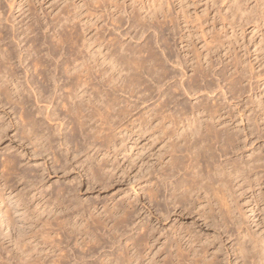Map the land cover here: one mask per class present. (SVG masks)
Returning a JSON list of instances; mask_svg holds the SVG:
<instances>
[{
	"label": "rangeland",
	"instance_id": "374dc122",
	"mask_svg": "<svg viewBox=\"0 0 264 264\" xmlns=\"http://www.w3.org/2000/svg\"><path fill=\"white\" fill-rule=\"evenodd\" d=\"M132 1L133 3L134 2L135 3L133 4ZM150 1L149 0H136V1L135 0H115V1L114 0H103V1L102 0H0V33L2 36H5V40L1 41L2 43H0V46L1 47L3 46V48L6 46L5 48L9 49V47L11 48L13 47V45H15V43L13 44V41L15 42V40L11 38L13 29H14L12 26L14 27L16 26V28H18L19 27L18 23H21L22 20H25V23L30 22L29 23L30 26H32V28L35 30L34 36H37L39 39V43H37V45H39V50L41 49L40 51L42 55L44 56L45 55L47 56V54L50 53L49 51L50 46L48 44L50 43L49 41H51L52 39V36L55 32V28H56V31H59L60 29L64 30V31L60 30L61 32L64 33V34L60 33L61 36L63 37V35H67L65 36V39H67L69 43H73L74 47L77 46L76 50L78 49L83 50L84 47L82 46H84V44H86L85 41L88 40L89 41V42L87 41L88 44L89 45L92 44L90 45V49L93 48L91 51L94 55L96 54V52L97 53L98 51L100 52V50L97 48L96 45H99V43H101L102 41H105V42L110 41L111 44L117 47L122 46L124 49L127 48L128 50L133 49L134 51V49H136V51L138 50L143 51L142 53L143 55H145L146 53H149L150 51H152L151 53L154 55L157 53L156 55L159 56L157 60L160 59L157 62V64L160 62L159 65L161 66L164 65L162 66V68L165 67L163 69L167 70L166 72L168 74V79L166 78V80L162 84L164 85L163 88L161 87V85L158 86L156 83H153L154 81H152V78H150L151 79L150 80L149 76H147L146 74H145L146 76L143 75L142 77L143 81L141 79L142 83L145 82L144 83L145 86L149 85L150 88L152 87L151 90H154L155 88V91H152V93H154L152 96L155 97V99L152 100L153 102L150 101L149 103L146 101L147 103L144 104V102L138 101L135 98L131 99L128 95H125L123 93H119V94L116 93L113 95L117 97L120 96L121 98L118 97L119 101L123 99L122 101L125 100L124 102L128 101L130 103L137 104L138 110H136V112L133 113V115L135 114L134 115L135 117L133 119H139V118L142 119L141 117L143 116L141 115H144L143 113L146 112L145 110L149 109L154 104L156 105L159 102L158 98L160 97L161 93L163 94L169 93V90L171 93V91L176 89V87L177 89H179L178 87H180L179 91L177 90V92L181 93L179 94L181 96L179 97L177 96L178 94L176 95L175 97L176 102L174 101V104H172L173 103L172 102L169 107L171 111L179 110L180 107L187 108V110L190 111L191 107L193 106L192 104L197 105L199 101L204 106L206 105L209 107L211 106L215 107L214 110H217L216 108H218L219 110L220 108L221 113L223 115L222 120L224 121V123L222 121V124H220L221 126L219 125V123H216L217 124L215 125L216 129H218L219 131H224V132L225 130L226 131L228 130L226 133L233 135V138L236 137L235 138L237 142L236 149L234 151L231 149L232 152L231 151L228 152L227 158L218 157L217 160L219 158L221 159H219V161L216 160V164L217 162L219 164H221V162L225 164L228 161H229L228 162L229 164L233 162H240L241 164L242 163L248 164L249 166L251 165L252 167L254 166L255 168H257L258 165L264 164V3H263L264 0H247V1L243 0V2H245L244 4L241 0V5H240V0L239 2H237L238 0L237 1L236 0H150ZM152 1L154 2L153 4H152ZM246 2L249 5H246L247 4ZM105 3L107 6L105 5ZM238 4L242 7H240ZM258 4L262 5L261 8H260V5ZM234 5L235 6L238 5L239 9H241L242 11H240L237 6H236L237 8H235ZM101 6L103 7L101 8ZM104 6L106 8H104ZM134 6L136 7L135 10H134L135 8ZM152 7L153 8L156 7V8L153 10ZM253 7L255 8V10H258V12L259 11L260 12L259 13L257 11L254 12ZM103 8L107 10H103ZM146 10L149 12L148 15L150 14L153 15L154 13L155 14L157 13L156 16L157 15L160 16V17L157 16V21L160 22L158 24L156 23L157 21L155 20L156 16L153 15L152 17L154 16L155 17L154 18L151 17L152 21L154 22L153 24L156 26V29L153 24L151 26L152 21H149L151 20L150 19L151 15L148 16L147 15L148 12ZM250 11L252 12L250 13ZM99 12L100 13L103 12L105 14H102V13L100 14ZM242 12H246V14ZM89 13H92V14H89ZM130 13H132V15ZM144 13H146V15ZM240 13H242V15ZM139 15H141L143 18ZM162 15H164V18L162 17ZM248 15L252 17V19L250 17H247L246 19L245 17ZM258 15L263 16V17L260 16V19L262 18L261 20H259ZM102 16H103V19L101 18ZM132 16L133 17L135 16L137 19L133 18ZM138 16L141 18H138ZM129 17L133 19L130 20L131 18ZM144 17H145L144 21L147 22L146 29L148 28L147 26L148 24H149V28L150 27L152 28L150 29L148 28L149 30L148 29L146 30V33L145 35L143 34V38H142V35L141 34L137 35L138 31L136 33V30H134L133 20L135 19V22L137 20L138 22L140 20H141L140 22H143L142 19H144ZM158 17L160 20L158 19ZM94 18L96 20H93ZM100 18L101 20H99ZM186 18H189V19L187 20ZM184 19L187 20L188 23ZM59 20L61 22H59ZM67 20L69 22H67ZM88 20L91 24L88 22ZM169 22H172V23L175 22L176 24L178 23L177 25L174 23L175 24V29H174L175 34H173L174 31L169 30L171 26L169 25ZM194 22L198 25H196ZM205 22L208 23L206 24L209 27L208 26H205L206 28L204 27ZM92 24L94 25V27L92 26ZM212 24L214 25L215 29H213L214 27ZM84 25L88 27H83ZM179 25L181 27L179 31H177L178 29L177 27ZM223 25L224 27H222ZM52 26L54 27L56 26V27L53 28ZM58 26H61V28ZM89 26L90 27L92 26L91 29H89ZM85 28H88V30L87 29L85 30ZM190 28L192 29V31ZM205 29L207 31L206 33L207 35L204 34ZM180 30H183L182 33ZM210 31L211 33H213L212 37H211V33L209 34ZM135 33H136V36H135ZM186 33H189L190 37L187 36L188 34ZM89 34H91L90 35L91 37L89 36ZM198 35L200 36V38ZM50 36H51V39H50ZM202 36H204L205 41ZM205 36H207V38ZM8 37L10 39L7 40ZM94 37H95L94 41H91L93 40ZM211 38H213L214 40ZM11 39L13 41H11ZM180 39H181L182 44L184 45L181 44ZM188 39H190L191 41ZM208 39L210 40L207 41ZM215 39L217 41H215ZM74 40L77 44L74 43ZM211 40L212 42L214 41L213 42L214 44L211 42ZM46 41L48 44L47 43L44 45L41 44V42L44 43ZM218 41L219 43L222 42L221 45L223 46H219V43L216 44V42ZM92 42H95V43H92ZM210 43H212V45ZM24 44L25 43L21 45L22 46L21 50L24 49L23 52L26 54ZM191 44H194V45H191ZM206 44L207 46H205ZM149 45L153 49L152 48L149 49L150 47ZM47 46L49 47V49H47L48 48ZM145 47H148V48L146 49ZM206 47H209V48L206 49ZM198 48L199 49L203 48L202 49L203 51L198 50ZM145 49L147 50V52L144 51ZM185 50L189 53V56H186L187 52ZM101 51H103V49ZM24 53L22 54V57L25 56ZM61 53H65V50L61 51ZM197 53L200 55L198 56ZM207 54H210L209 59L206 56ZM183 56L184 57L186 56V58L194 57L198 61L201 60V65L203 63V65L206 67V70L209 68V67L207 68L208 65L206 64H209L211 66L210 69L212 70L211 71L210 69H208L207 71V73H210L209 79L207 78L208 79L207 80V79L202 78L203 79L202 80L198 78L196 81L194 80V82H196L194 84L193 79L191 80L190 78L193 76L192 75L193 73L190 70L191 68L189 67V64L186 65V63H184L186 58H183ZM47 57L45 58L46 62L50 60V58L49 57L47 58ZM94 57L98 58V55ZM164 57H167L169 60H171V62H169V60L167 61V58H164ZM177 57H179L180 59ZM199 57L201 58L199 59ZM202 59L203 61L206 59L209 62L211 61L210 63L212 65L208 63L207 60L203 62ZM181 60H183L182 62L184 64L181 62ZM50 61H52L53 63L52 62L49 63ZM50 61L47 63H49V65L52 64L55 66L56 61L55 60H50ZM163 61L165 63L167 62L168 63L164 64ZM178 61L179 63H177ZM17 63L18 61L17 62L13 61V64L15 66L18 65ZM174 63L175 64L177 63L176 64L177 67ZM181 64L183 65L181 66ZM26 65H28L27 62H25V67ZM178 65L181 67H179ZM54 66L50 65L51 68L49 67V69L51 71L48 69V74L53 72ZM232 68L235 69L236 71L233 70ZM30 69H31V66L28 67L29 74H26L25 72L26 70H23V69L18 70V77L20 78L19 81L22 83V85L26 84V80L28 79L31 82H33V73L32 71H30ZM184 70H186V72ZM237 71L239 73L241 72V74H237L238 73ZM222 72L227 73L226 75L227 78L222 77ZM234 72H236V75L233 76V78H237L238 81L240 78V81L242 82L241 83L239 81V83H237V85H239L237 86L238 89L240 87L238 92L241 93V94L237 93L239 94V96L237 95L238 97L235 95L233 96L229 90V88H231L233 85L229 83V82L232 83V78H228V75L234 74ZM242 74H243L242 76L243 78L240 77ZM182 76H183V79H181ZM200 80L202 83L200 82ZM197 81H199V83ZM189 82L192 83V85H195L196 87L199 85L198 86L199 88L197 87L198 88L197 91H199V93L197 92V94L195 95L194 93H190V94L189 92H187L188 94L186 93L185 89H187V87L185 86L191 85ZM183 83H184V86H183ZM213 83L215 84V87ZM37 84H38V80L35 79L34 85H31L33 90H31L32 88H29L27 84L24 85V88H26L24 95L27 93L26 91H28L30 94V91L34 92L38 88L37 90L38 92L35 91L34 96L32 94L33 92L31 93L32 95L31 94L28 95V93L25 95L29 99L28 101L26 100L27 104L25 108L28 110V112H30L33 115V117H35V119L38 122L41 121L40 124L42 123L43 125V123H45L43 128L44 130L45 129L46 130L44 133L45 135L47 134L46 136L48 137L50 136L49 138L51 137L53 138V139L51 138L53 140L52 146L55 147V149L53 148V150H55L56 152L55 154H57L58 156L57 158H59V163L58 164L53 163V160L51 158L52 156L50 153L43 154L42 156L33 154L32 146L29 145V143L23 139L22 137L23 135L20 133L21 123L19 122L20 120L18 119L19 118L18 115L20 114L18 113L19 109L17 107L15 109V107L8 105L6 101L3 100L4 98L0 97V126L2 127L5 126V129H8V130H5V132L3 133V136H2L3 140H0L1 141L0 142V166H1L2 160L5 157L9 156V157L15 158L18 161V164H19L18 169L20 170V171L18 170V173H20V175L18 176L19 178L14 176L15 179H13V182L16 184V185L14 184L16 187L14 188V191H17L13 193L15 194V196L12 195L10 191H7V193H4L5 198L3 196V199H4L3 203H1L0 201V206L5 203H6L5 205H8V207L10 208V213L12 212V214H9V215L10 216L13 215V217L11 218L13 220L14 219L16 220V221L14 220V223L16 222V224H13V229H12V226L11 227L9 226L10 227V230H9V227H7L5 224L6 221H4V219L6 220L7 217L4 216V218H1V214H0V219H1L0 220L1 222L0 223V226H1L0 234L2 236L0 237V264H9V263L10 264L11 263L20 264L18 262L19 256L16 257L17 251H16V247L14 248L15 245L13 241H15L16 238L20 236L22 232L24 231L26 232V230L29 231L30 229L29 227L33 226V227H37V229L38 228L43 229V225L44 223H46L48 219H50V221L48 220L47 222L50 223L53 221V223H56V225L61 224L62 220H63V223L67 222L66 220H68L71 222V224H74L76 222H79V220L82 221L83 219L85 220L89 219V217L91 215L94 216L97 213V211H98L97 215H99V213L100 214L103 213L105 209L106 211L108 210L111 211L112 208L113 210L111 212L113 211L115 212L116 210L117 211L123 210L127 214L130 215L129 217L130 219L128 218L129 222H127L128 224H124L126 227L123 225L125 229L124 230L123 228L121 229L122 230L121 232L124 233V235L126 236H124L123 239H117V241L120 242L119 243L117 241H114L116 239H112L113 237L110 234L108 235L106 231H104L103 229H102L103 231H101V229H99L98 231L99 232L101 231V233H99L98 231L97 233H99L98 235L101 234V238H99L100 243L98 245V248H95L96 250L93 249L92 250L93 252L91 251L87 254V253H82L79 249H77L74 246L73 240L69 238L67 239L65 235L64 236L62 235L63 245L61 247L63 248L64 253H66L68 256L67 258L68 261H66L67 263L65 264H77V263L78 264H102V261L107 260V258L109 259L110 256L111 258L115 257L118 253L120 245L126 244V242L129 240L136 239L138 235L142 232L141 231L142 228H146V227H147L146 229L149 234L147 235V238L152 241V245H154L153 252L155 251L154 254L155 253L157 254L159 251V248H163L162 246L164 245L166 238L168 237L167 235H170L171 230L173 228H179V226L190 228L193 231L195 230L194 232H196L197 234L200 233L199 235H201L200 237L203 239H206V237L208 236H209L208 237L209 239L215 238L214 245L210 249V252L215 253V251H217L218 249H222L223 251L221 253H218L220 257L219 260L222 261V264H226V262L227 264H238L239 261L235 259L233 250H232V248L234 247V244H236L235 243L236 234L234 235L233 233L234 231L230 230L228 232V235L226 233V235L228 236L227 237L225 236V233H222L223 229L219 228V226H212L213 228L206 227L204 223L202 222V220L200 219V217L196 215L195 213L196 211L195 212L193 211L194 213L188 214L186 212L180 213V211L172 209L173 205L170 202L171 200L170 190H171V186L174 183L175 179L165 180L164 176L161 175L160 173L159 175L161 176H158L157 173L153 175L154 170L151 169V167L154 164H157V165L159 164L158 158L161 156L162 150L164 149L163 147L164 145L163 146L161 145L164 143L161 140L160 141L157 140L158 139L157 137H159V135L152 139L151 138L152 134L147 132L145 129L141 131V133H140V129L132 131L133 127H129L130 129L129 128L127 129V125H129V123H126L127 125L124 124V127L119 129L120 131L116 130L115 132L116 136L114 132H113L114 134L112 133L116 138H114V136L110 135L111 133H109V135L111 136V139L113 140V142L115 143L117 147L114 150H112V152H110L109 154L107 153L108 154L107 155L105 153L107 152L105 148H103L98 143H93L91 140L89 141L88 139H86L85 134L84 136H82V133L80 132H78V134L77 132L75 134L73 133L74 135L70 134L69 128L72 126L69 125L70 122L68 121V118H66L65 115L61 113L60 111L61 105L59 106L60 104L59 102L58 104L56 103L57 105L53 104L54 101L50 104L52 106L55 105L59 108L55 106H53L54 107L53 108L52 106L49 105L50 110H51V107H52V110L54 109L53 111H55L56 109L55 112L57 113V115L55 112H54V115L52 114L53 115L52 118L54 120L52 119V121H49L50 123H48V121H46L45 118H42L41 114L38 113V111L40 112L39 107L41 108V112H42V109L44 110V108L47 107L46 105H48L49 103L47 104L48 100L47 98L44 97L43 99L44 100L46 99L45 101L46 105L44 104L43 102L44 100L42 99V96L39 92L40 91L39 88L41 84L40 83L38 85ZM205 84L207 85V88ZM202 85L204 87H202ZM208 85L212 87L209 88ZM221 85L223 86V88H220ZM201 87L205 88V90L209 89L210 91L214 88L215 91L212 90V94H211V92L208 90H206V92L202 91L204 89H202ZM217 88H220V89H217ZM181 89L182 90L184 89L183 91H185V93H183ZM221 89H222V92L220 91ZM213 91H214V94H213ZM55 92H57V90ZM35 93H37V95ZM206 94L207 95L210 94V95L207 96ZM38 96L41 98L42 101L40 100ZM55 96L56 95L52 93L50 98L55 97ZM46 97L49 98V94H47ZM35 100L36 102L38 101L37 105L34 103ZM175 106L178 109H176ZM50 110H47V111L44 110V113L48 114L49 112H52V110L51 111ZM45 114H43L44 117L47 116V115L45 116ZM55 115L56 117L60 116L58 117L59 119L54 117ZM55 118H56V122H53L55 121ZM42 120H45V121H42ZM57 120H59V122L61 121L64 122L62 123L63 124L62 127L59 126L60 123H58ZM57 126H59L60 129H58ZM61 128L63 131L61 130ZM144 131L147 132V133L145 132V135H144ZM59 132L61 133L59 134ZM58 134L60 137H58ZM72 138L74 139L73 142H75V144L73 142L70 143L71 142L70 140H72ZM123 138H125L126 140L125 139L123 140ZM62 139L63 141H59ZM65 140H67L66 145L68 146L64 144ZM59 142H60V145L62 143L61 145L62 147L59 146ZM91 142L93 143V145ZM86 143L87 144L89 143V144L87 145ZM77 145L81 146V148L77 147ZM86 146L88 148H86ZM216 148H218V146H216ZM78 151H79V154H78ZM104 154H105V157H104ZM89 167H91V169L94 170V172H98V177H100V179H97L98 181L95 178H93V176H91L92 174L91 172H89L91 169H89ZM102 169H104L103 174L101 173ZM260 169L261 168H257V172H260L261 171ZM157 170L159 171L160 168L158 167ZM31 171L34 173H32ZM25 172H27L28 175ZM21 174L23 175V177ZM25 174L27 177L24 176ZM31 174L34 178L31 177ZM36 174L38 176H36ZM100 174L102 177L99 176ZM260 175H263V174H260ZM177 178H180V176H178ZM162 179L165 180L164 183L162 182ZM250 179L248 180L250 183L247 181V182H242V183L238 182V183L233 184L234 185L233 194L235 195L234 197H236L235 200H236V205L238 206L237 207L238 211H240V214H238L239 213L238 211H236L235 213L237 214L236 215L237 218L239 217V215H241V218L243 219L242 222L245 223L244 225L249 229L251 234L253 235L255 234V237L257 239L259 240L262 239L261 241L262 243L264 242V239H263L264 238V181L262 180L260 183H256L255 181L256 177L254 175L252 176L251 174H250ZM155 181L157 182V185L159 186L160 192H159V197H158L159 199L155 201L156 203L153 202L154 204H152V203H149L150 202L149 195H150V190L152 189L153 185L156 184ZM167 183L169 185L171 183L172 184L169 186ZM165 185H167V188H165L166 187ZM59 192H61L60 194H62L63 197H58L57 199L56 194H59ZM17 195L19 196L21 195V197ZM7 196L8 197L11 196L13 198L9 197V200H8ZM166 199L168 200V202ZM19 200L20 201L23 200L25 202L21 201L22 202L21 203ZM56 200H59V201H56ZM41 202L43 203L49 202L51 204L53 202V204L55 205L59 204L60 202L64 204H68L69 202L70 205L68 204L67 207L65 208V205L60 203L59 205L62 207L58 205L57 206L58 208H57L53 205V207L55 208L51 206L50 208L48 207L49 208L48 209ZM42 206H44V208ZM166 208H167V213L165 212ZM43 209L46 210V212H43L44 211ZM48 210L49 211L52 210L53 214L56 213L55 216L52 213L51 215H48V212H49ZM62 211L63 213H61ZM38 213L41 215L44 213L45 214L43 216H39ZM167 214L169 215L168 219H166L165 217V215L167 216ZM33 215L39 216L38 217L39 219L37 217L35 218ZM47 215L50 216V218H48ZM26 217H29V219L28 218L26 219ZM58 218L60 219V221ZM30 219L33 223L30 221ZM74 219L76 220L78 219V220L77 221L75 220L76 221L75 222ZM21 224H22V227H21ZM2 225H3V228H2ZM28 225L30 226L28 227ZM56 225L55 227L54 226L53 227L55 229H58L59 227H57ZM20 228H22L23 230ZM47 229H50V227H48ZM216 229H219V231H217ZM48 232L52 233V231L50 230H48ZM61 234H63V232ZM3 238H6V239H3ZM153 242H155L156 244ZM100 244L101 245L104 244V245L101 246ZM263 244L264 243L260 244L261 245L260 246L261 247L260 256H261V259L264 261V245ZM156 246L159 248H156ZM9 252H11V254H8ZM13 256L15 257V259H13L14 258Z\"/></svg>",
	"mask_w": 264,
	"mask_h": 264
},
{
	"label": "bare ground",
	"instance_id": "6f19581e",
	"mask_svg": "<svg viewBox=\"0 0 264 264\" xmlns=\"http://www.w3.org/2000/svg\"><path fill=\"white\" fill-rule=\"evenodd\" d=\"M237 2H239V0ZM242 2H243V0H242ZM132 3H133V1H132ZM150 3H151V1H150ZM153 3L154 2L152 1V4ZM244 3L245 2H243V4ZM84 5H85V3H84ZM105 5H106V3H105ZM121 5H122V3H121ZM238 5H236V6L238 7ZM240 5H241V0H240ZM246 5H249V4L247 3ZM258 5H260V4H258ZM236 6H235V8H237ZM261 6L262 5H260V8H261ZM76 7H77V5H76ZM102 7L103 6H101V8ZM136 7L134 8V10L136 9ZM240 7H242V6H240ZM104 8H106V7L104 6ZM104 8H103V10H107ZM155 8H153V10ZM78 9H79V7H78ZM238 9H239V7H238ZM98 10H100V9H98ZM137 10H139V9H137ZM239 10L242 11L241 9H239ZM253 10H254V12L255 11L258 12V10H255V8ZM159 11H157V12H159ZM245 11H247V10H245ZM155 12H156V10H155ZM237 12H239V11H237ZM251 12L252 11H250V13ZM101 13L105 14L103 12H101ZM106 13H108V12H106ZM132 13H130V14L132 15ZM150 13H152V12H150ZM242 13L246 14V12H242ZM242 13H240V14L242 15ZM261 13H263V12H261ZM89 14H92V13H89ZM144 14L146 15V13H144ZM148 14H149V12L147 13V15ZM156 14L154 13L153 15L156 16ZM69 15H71V14H69ZM141 15H143V14H141ZM141 15H139V16H141ZM145 15H143V16H145ZM150 15H148V16H150V19H151V17L153 15L152 14H150ZM164 15H165V13H164ZM164 15H162L163 18H164ZM249 15L246 16L245 18L247 19V17H250ZM139 16H138V18L142 17V16L141 17H139ZM148 16H147V18H148ZM157 16H159V15H157ZM157 16L155 19L156 21H157ZM260 16L258 17L259 20L262 19V18L260 19ZM154 17H152V18H154ZM159 17H158V19H159ZM253 17H254V15H253ZM261 17H263V16H261ZM101 18L103 19V16ZM101 18L99 20H101ZM111 18H113V17H111ZM129 18H131V17H129ZM133 18H136V17L134 16ZM133 18H131L130 20H132ZM250 18L252 19V17H250ZM165 19H167V18H165ZM186 19L188 20L189 18H186ZM60 20H59V22H61ZM68 20H70V19H68ZM68 20H67V22H69ZM74 20H75V18H74ZM93 20H96V19L94 18ZM144 20H145V17H144V19H142L143 22H140L141 20L138 22V20H137L136 21L137 23H136L135 19L133 20L134 21L133 22V28H134V30H136V33L138 31L137 35L138 34L142 35V38H143V34L145 35L146 30L149 28V24H148L147 25L148 28L146 29L147 22H145ZM187 20H185V21L187 22ZM149 21H152V19ZM88 22H89V20H88ZM29 23H25V20H22L21 23H18L19 24L18 28H16V26L15 27L12 26L14 28V29L12 28L13 29L12 37L10 35L9 36L13 40H15V42H14L11 39V41H13V44L15 43V45H13V47H11V48L9 47V49H8V48H5L6 46L4 48H3V46L2 47L0 46V97H3L4 98L3 100H5L8 105L15 107V109H16V107L19 109L18 113H20V114L19 115L17 114V115L19 116L18 119L20 120L19 122L21 123V126H20L21 132L20 133L23 135L22 136L23 139L26 140L29 143V145L32 146L33 154L38 155V156H42L43 154L50 153L52 156L51 158L53 160V163L54 164L59 163V158H57L58 156H57V154H55L56 153L55 150H53V148L55 149V147L52 146V144H53L52 139L53 138L52 137H51L52 139L49 138L50 136L48 137V136H46L47 134L45 135V133H44L46 130V129L44 130V128H43L45 123H43V125H42V123L40 124L41 121L38 122L35 119V117H33V115L30 112H28V110L25 108V106L27 104L26 100L27 101L29 100L28 97L25 95L27 93H28V95H30L33 91L32 92L30 91V94L28 91H26L27 93L24 95V92L26 89V88H24V85L27 84V86H29V88H32L31 85H34V81H35V79H37L38 84L39 83L41 84L40 88H39V90H40L39 92L42 96V99L44 97L47 98V100H48L47 104L49 103L48 105H46V103H45L46 99L45 100L43 99L44 104L47 106L46 108H44V110H46V111L50 110L49 108H50V106H52L50 104L53 101H54L53 104H56V103L58 104V102H59L60 103L59 106L61 105V110H60L61 113L64 114L66 118H68V121L70 122L69 125L72 126V127H70L71 129L69 128L70 134L74 135L76 132H77V134H78V132L82 133V136H84V134H85L86 139H88L89 141L91 140L93 143H98L103 148H105V150H107V152H105L106 154L107 153L109 154L110 152H112V150H114L117 147L115 145V143L113 142V140L111 139L110 135H113L116 132V130H119L120 128L124 127V124H126V123H129V125L126 124L127 129L129 127H133L132 131L140 129V133H141V131H143L145 129L147 132L152 134V135L150 134L152 139L159 135V137H157L158 139L157 138L156 139L159 141L161 140L164 143V144H161L162 146L164 145L163 146L164 149L162 150L161 156L159 155L160 156L158 158L159 164L158 165L154 164L155 166L153 165L151 167V169L154 170L153 175H155V173H157L158 176L163 175L165 180L166 179L167 180L175 179L174 183L173 184L171 183L172 184L171 190H170V199L171 200L169 199L173 205L172 209L180 211V213L186 212L188 214L194 213L196 211L195 212L196 215L198 217H200V219L202 220V222L204 223V225L206 227L211 228L212 226H219V228L223 229L222 233H225V236L228 235V232L230 230L234 231L233 232L234 235L236 234V238H235L236 244H234V247H236V248L233 247L232 250H233V254H234L235 259L237 261H239L238 264H264V261L261 259V256H260V253H261L260 252V249H261L260 244H262L264 242L261 243L262 239L259 240L255 237V234L253 235L250 233L249 229L244 225L245 223L242 222L243 219L241 218V215H239L238 218L236 217L237 214L235 212L238 211V208H237L238 206L236 205V200H235L236 197H234L235 195L233 194V189H234L233 184L238 183V182H241V183L247 182L250 179V174L252 176L254 175L256 177V180H255L256 183H260L262 180L264 181V164L258 165L259 167L257 166V168H261L260 172H257V168H255L254 166L252 167L251 165L249 166L248 164H244V163L241 164L240 162H233V163L229 164L228 163L229 161H228L227 163L224 162L225 164H223L222 162H221V164H219L218 162H217L218 165L216 164V160L218 157L227 158L228 152H230L231 149L234 151L237 147V142L235 140V138H236L235 136H234L235 138H233V135L226 133L228 130L227 131L225 130V132H224V131H219L218 129H216V126H215V125H217L216 123H219V125H220V124H222V121H223L222 120L223 115L221 113V109L219 108V110H218V108H216L217 110H214L215 107H212V106L209 107L206 105L204 106L199 101L198 103H200V104L197 103V105L192 104L193 105L192 107L189 106V107H191L190 111H188L187 108H183V107L182 108L180 107L181 109L179 108V110H176V111L172 110L171 111L169 109L170 104L172 102H173L172 104H174V101L176 102L175 97L177 94H178L177 96H179V97L181 96V95H179L181 93L177 92V90L179 91L180 87H178L179 89H177V87H176V89L171 91V93H170V90H169V93H164V94L161 93L160 97L158 98L159 102L158 103L156 102L157 103L156 105L154 104L152 107L145 110L146 112L143 113L144 115H141V116H143V117H141L142 119H140L139 117H138L139 119H133L135 117L134 116L135 114L133 115V113H135L136 110H138L137 104L136 103H130L128 101L124 102L125 100L122 101L123 99L121 101H119L118 97H120V96L117 97V96H113V95L116 93H118V94L123 93L125 95H128L131 99L135 98L138 101L144 102V104L147 102L150 103V101L153 102L152 100L155 99V97L152 96L154 94V93H152V91H155V88H154V90H151L152 87L150 88L149 85H148L149 87L145 86V84H144L145 82L142 83L143 75L146 74L147 76H149V79L152 78V81H154L153 83H156L158 86L161 85L162 88L164 86L162 84L164 83L166 78L168 79V74L166 72L167 70L163 69L165 67L162 68V66H164V65H162V66L159 65L160 62L157 64V62L160 60V59L157 60L159 57L156 55L157 53L154 55L151 53L152 51H150L149 53H146L147 55L145 54L146 55L145 56L142 54L143 51H139L138 49H137L138 51H136V49H134V51H133V49H130L131 50L130 51L127 48L124 49L122 46L117 47V46L111 44L110 41L109 42L106 41L107 43L105 41H102L101 43L98 42L99 45H96L97 48L100 50V52L98 51V53L96 52V54L94 55L91 51L93 48L90 49V45H92V44L89 45L88 40H87L88 42L85 41L86 44H84V46H82V47H84L83 50H79L78 48H77L78 50H76L77 46L74 47L73 43H69L67 41V39H65V36H67V35H63L64 33L61 32L63 29L62 30L60 29L61 31L60 30L56 31V28H55L57 26L56 25L55 27L52 26L53 28H55V32H54V34L52 33L53 34L52 39L50 36V39H51V41H49L50 43L48 44L47 41L44 43L41 42V44H43V45L47 43L50 46V50H49L50 53H48L47 56L50 58V60L56 61L55 66L50 64L51 66H54V70L52 73L48 74V69L50 67L49 63H51L52 61H50V60H49L50 62L47 61L49 63H47L45 61L46 60L45 58L47 56L42 55V53L40 51L41 49L39 50V45H37V43H39V39L37 36H34L35 30L32 28V26H30ZM153 23L154 22L152 21L151 26ZM156 23L158 24L160 22L157 21ZM174 23L175 22H173V23L169 22V25H171L169 30L174 31L175 24H176V23L175 24ZM206 23L207 22H205L204 27L208 26L207 25L208 23L207 24ZM213 24H215V23H213ZM87 25H89V24H87ZM196 25H198V24H196ZM92 26L94 27L93 24H92ZM185 26H187V25H185ZM58 27L61 28V26H58ZM83 27H88V26L84 25ZM91 27L89 26V29H91ZM180 27H181L180 25L177 27L178 28L177 31H179ZM213 27H214V25H213ZM222 27H224V25ZM95 28H97V27H95ZM150 28H152V27H150ZM86 29L88 30V28H85V30ZM155 29H156V26H155ZM213 29H215V27ZM197 30H199V29H197ZM53 31H54V29H53ZM99 31H100V29H99ZM177 31H176V33H177ZM180 31L182 33L183 30H180ZM191 31H192V29H191ZM154 32H155V30H154ZM60 33H63L62 34L63 37L61 36ZM136 33H135V36H136ZM206 33H207V31L205 29L204 34L207 35ZM210 33H211V31L209 32V34ZM173 34H175V31L173 32ZM178 34H180V33H178ZM186 34H188L187 36L190 37L189 33H186ZM0 35H1V33H0ZM90 35L91 34H89V36ZM202 35H203V33H202ZM212 35H213V33H211V37H212ZM194 36H196V35H194ZM21 37H22V39H21ZM189 37H187V38H189ZM202 37L204 39V36H202ZM205 37L207 38V36H205ZM199 38H200V36H199ZM8 39H10V38L8 37L7 40ZM94 39H95V37L93 38V40H91V39L90 40L94 41ZM139 39H140V37H139ZM181 39H180V42H181ZM211 39H213V38H211ZM4 40H5V36L1 35L0 36V43H2L1 41H4ZM188 40H190V39H188ZM191 40H192V38H191ZM209 40L210 39H208L207 41H209ZM204 41H205V39H204ZM215 41H217V40L215 39ZM201 42H202V40H201ZM211 42H212V40H211ZM23 43H25L24 48H25L26 54L23 52L24 49L21 50V47H22L21 45ZM74 43H76L75 40H74ZM92 43H95V42H92ZM212 43H210V44L212 45ZM217 43H219V41L216 42V44ZM221 43H219V46H223V45H221ZM181 44H182V42H181ZM204 44H205V42H204ZM121 45H123V44H121ZM182 45H184V44H182ZM182 45H180V46H182ZM191 45H194V44H191ZM78 46H79V44H78ZM145 46H147V45H145ZM205 46H207V44ZM209 47H206V49H208ZM137 48H139V47H137ZM145 48L147 49L148 47H145ZM151 48L152 47L150 46L149 49H151ZM190 48H188V49H190ZM47 49H49V47ZM98 49H96V50H98ZM102 49H103V51H101ZM146 49L144 51L147 52ZM149 49H148V51H149ZM202 49L203 48H201V49L198 48V50H202ZM63 50H65V53H61V51H63ZM103 52H105V53H103ZM23 53L25 54L26 57L25 56L22 57ZM198 53H199V51H198ZM96 55H98V58L94 57ZM184 55H185V53H184ZM199 55L200 54H198V56ZM209 55L210 54L206 55L208 57V59H209ZM156 56H157V58H156ZM186 56H189L188 52H187ZM186 56L185 57L183 56V58H186ZM164 58H167V57H164ZM177 58H179V57H177ZM200 58L201 57H199V59ZM168 60L169 59L167 58V61ZM206 60H204V61H206ZM13 61H16V62L18 61V63H17L18 65L15 66L13 64ZM182 61L183 60H181V62ZM202 61H203V59H202ZM25 62L28 63V65H26V67H25ZM163 62H161V63H163ZM169 62H171V60H169ZM210 62L208 61V63H210ZM167 63L164 62V64H167ZM177 63H179V61ZM184 63H186V65L189 64V67L191 68L190 70L192 71L193 76L190 78H191V80L193 79V82H194V80L196 81L198 78H200V79H202V78L207 79L208 78L209 79L210 73H207L208 69L211 68V66L209 64L205 63L206 65H208L207 68L209 67L206 70V67L203 65V63L201 65V60L198 61L194 57H192V58L187 57ZM183 64H181V66ZM30 66H31L30 71H32V73H33V82H31L28 79L29 81L26 80V84L22 85V83L19 81L20 78L18 77V70H20V69L26 70L25 71L26 74H29L28 67H30ZM181 66H179V67H181ZM176 67H177V65H176ZM187 70H189V69H187ZM233 70H235V69H233ZM184 71L186 72V70H184ZM223 71H224V69H223ZM228 73H230V72H228ZM237 74H241V72L240 73L238 72ZM226 75H227V73L222 72L223 78L224 77L227 78ZM235 75H236V72H234V74L228 75V78H232V83L229 82L230 79L228 80V82L233 85L231 88H229V90L233 96L234 95L239 96V94H241V93L238 92L240 87L238 89L237 86H239V85H237V83H239L240 78H239V81L237 78H233V76H235ZM29 76H31V75H29ZM242 76H243V74L240 77H242ZM242 78H241V80H242ZM141 79H142V81H141ZM181 79H183V76ZM197 82L199 83V81H197ZM200 82H201V80H200ZM195 83L196 82H194V84ZM210 83H212V82H210ZM181 84H180V86H181ZM190 84L191 85H188L189 87L187 85L185 86V87H187V89H185L186 93L187 92H189V94L194 93V95L197 94V92L199 93V91H197V89L199 88L198 87L199 85L197 86L198 87L197 88L195 85H192V83H190ZM208 84H209V82H208ZM210 85H212V84H210ZM183 86H184V83H183ZM202 87H204V86L202 85ZM210 87H212V86H209V88ZM214 87H215V84H214ZM206 88H207V85H206ZM220 88H223V86L221 85ZM220 88H217V89H220ZM106 89H108V90H106ZM156 89H158V88H156ZM202 89H204V90H202L204 92H206V90L210 91L209 89H206V90H205V88H202ZM31 90H33V88ZM37 90H38V88L35 91H37ZM56 90H57V92H55ZM212 90H214V88ZM212 90L210 91L211 94H212ZM185 91H183V93H185ZM208 91H207V93H208ZM214 91H213V94H214ZM220 91L222 92V89ZM34 92L32 93L33 96H34ZM52 93H54L56 96L50 98ZM237 93H239V94H237ZM35 94L37 95V93H35ZM47 94H49V98L46 97ZM209 95H207V96H209ZM35 97H37V96H35ZM39 98H38V100H39ZM161 98H162V100H161ZM40 100H41V98H40ZM156 101H157V99H156ZM37 102H36V100L34 101V103L36 105L38 104ZM53 106H55V105H53ZM52 107H51V110H52ZM55 107H57V106H55ZM57 108H59V107H57ZM37 109H38V107H37ZM39 109H40V112L38 111V113L41 114L42 118H45V120L48 121V123H50L49 121H52V119H53L52 117H53L56 109H55V111H53L54 110L53 109L52 112H49V113L47 112L48 114H45L43 109L41 112L40 107H39ZM176 109H178V108L176 107ZM43 114H45V116L46 115L47 116L44 117ZM56 115H57V113H56ZM56 115L54 117H56ZM58 117H60V116H57L56 118H58ZM56 118H55V121H53V122H56ZM62 119H64V118H62ZM45 120H42V121H45ZM57 121H58V123H60V125L59 124L58 125L62 127V125H63L62 123H64V122H62V121L59 122V120H57ZM223 123H224V121H223ZM59 126H57L58 129H60ZM0 130H1L0 140H3L2 139L3 133L5 132V130H8V129H5V126H3V127L0 126ZM61 130H62V128H61ZM146 131H144V135H145ZM61 132H59V134ZM125 132H126V130H125ZM109 133H111V134L109 135ZM140 133H139V135H140ZM59 134H58V137H60ZM142 134H143V132H142ZM122 135H124V134H122ZM115 136H116V133H115ZM115 136H114V138H116ZM85 137H84V139H85ZM124 139L125 138H123V140ZM156 139H154V140H156ZM59 141H63V139L59 140ZM66 141L67 140L64 141L65 145H66ZM70 141H68V142L72 143L74 141V139L72 138V140H70ZM154 142H156V141H154ZM73 143L75 144V142H73ZM93 143H92V145H93ZM61 145H62V143H61ZM61 145L59 142V146H61ZM66 146H68V145H66ZM216 146H218V148H216ZM77 147L81 148V146H78V145H77ZM86 148H88V147L86 146ZM78 154H79V151H78ZM102 154H103V152H102ZM104 157H105V154H104ZM221 158H219V159H221ZM219 159L217 161H219ZM18 165H19L18 161L15 158H12L9 156L5 157L1 162V166H0V201H1V203H3V200H4L3 199L4 193H7V191H10L11 194L15 196V194H13V193L17 192V191H14V188H16L15 187L16 184L13 182V179H15L14 176L19 178L18 176L20 175V173H18V170H19ZM57 166H59V165H57ZM158 167L160 168L159 171L157 170ZM89 169H91V167H89ZM89 172H91V174H92L91 176H93V178H95L96 180L100 179V177H98V172H94V170H92V169ZM25 173H27V172H25ZM32 173H34V172H32ZM101 173L102 174L104 173V169L101 170ZM159 173L161 175H159ZM260 174H263V175H260ZM27 175H28V173H27ZM48 175H49V173H48ZM24 176H26V174ZM36 176H38V175L36 174ZM41 176H43V175H41ZM99 176H101V174ZM158 176H157V178H158ZM178 176H180V178H177ZM22 177H23V175H22ZM31 177L34 178L32 176V174H31ZM22 180H23V178H22ZM165 180L162 179V182L164 183ZM250 180H252V179H250ZM155 183L156 184L153 183L154 185H153L152 189L150 190V195H149V200H150L149 203H152V204L156 203L155 201H157L159 199L158 197H159V192H160L159 190L160 189H159V186L157 185L156 181H155ZM165 186H166L165 188H167V185H165ZM60 193L61 192H59V194H56L57 199H58V197H63L62 194H60ZM17 196H19V195H17ZM9 197L13 198L11 196H9ZM9 197H8V200H9ZM19 197H21V195ZM4 198H5V196H4ZM42 200H44V199H42ZM21 201L25 202L23 200H21ZM56 201H59V200H56ZM20 202H19V204H20ZM53 202H52V204L49 202H46V203L41 202V203H43L45 205V207H47V208L48 207L50 208L51 206L53 207V205L55 207H57L61 203L60 202L59 204L55 205V204H53ZM167 202H168V200H167ZM16 203H18V202H16ZM171 203H170V205H171ZM5 204L1 205L2 207L0 206L1 218H4V216L7 217L6 220L4 219V221H6L5 224L7 227L12 226V229H13V224H16V222L14 223L15 219L13 220L11 218V217H13V215H11V216L9 215V214H12V212L10 213V208L8 207V205H5ZM61 204H64V203H61ZM68 204H69V202H68ZM68 204H64L65 208L67 207ZM21 206H19V207H21ZM24 207H25V205H24ZM42 207L44 208V206H42ZM55 207H53V208H55ZM60 207H62V206H60ZM62 209H64V208H62ZM112 210H113V208L111 209V211ZM165 210L164 211L167 213V208ZM63 211L61 213H63ZM111 211H109V210L106 211V209H105L103 211V213H101V214L99 213V215H97V213H98V211H97L96 214L94 213L97 216L91 215L89 217V219L85 220L82 218L83 220L82 221L79 220V222H76L78 219L77 220L74 219V221L76 220L75 221L76 223H74V224H71V222L68 220H66L67 222L63 223V220H62L61 224L56 225V223H53V221L50 223L47 222L48 220L50 221V219H48V220L46 219L47 221H46V223H44L43 229H41V228L37 229V227H33V226L29 227L30 225H28V227L30 228L29 231L28 230H26V232L21 231L22 232L21 235L17 237L18 240L16 238V240L13 241V243L15 245L14 248L16 247V251H17L16 257L19 256L18 262L20 264H65V263H67L66 261H68V259H67L68 256L66 253H64V250L61 247L63 245L62 244L63 243L62 237L64 235L66 236L67 239L69 238V239L74 241L73 242L74 246L77 249H79L82 253H87V254L89 252H91L93 249L98 248V245L100 243L99 238H101V234L100 235H98V234L101 233V231H103V230L106 231V233H108V235L110 234L113 237L112 239H116L114 241H117V239H123L124 236H126V235H124V233L121 232L122 231L121 229L122 228H123V230L125 229L123 227V225L128 224L127 222H129L128 218L130 217V215L127 214L123 210L122 211L116 210L115 212L114 211L111 212ZM43 212H46V210H44ZM238 212H239L238 214H240V211H238ZM51 213L53 214L52 210L48 212V215H51ZM44 214H42V215L39 214V216H43ZM55 214H53V215L55 216ZM168 214H167V216L165 215L166 219L169 218ZM22 215H23V213H22ZM39 216H34V217L38 218ZM47 216H46V218H47ZM243 216H245V215H243ZM29 217H26V219L27 218L29 219ZM21 218H20V220H21ZM48 218H50V216H48ZM32 219H34V218H32ZM56 220H54V221H56ZM30 221H31V219H30ZM59 221H60V219H59ZM52 223L55 224L59 228L55 229L54 228L55 225H53ZM3 225H2V228H3ZM25 226H27V225H25ZM10 227H9V230H10ZM21 227H22V224H21ZM48 227H50V229H47ZM146 228H142V230H141L142 232L138 235V237L136 239L131 238L132 240L127 241L126 244L120 245L119 244L120 242L117 241V242H119L118 244L120 245L119 246L117 244L119 246L118 253L116 252L117 255L115 253V255H116L115 257L111 258V256H110L109 259L107 258V260H104V261L101 260L102 264H222V261L219 260L220 257L218 255V253H221L223 250L218 249L217 251H215V253L210 252V249L214 245L215 238L209 239L208 238L209 236H208V237H206V239H203L200 237L201 236V235H199L200 233L197 234L196 232H194L195 230L193 231L190 228L179 226V228H173L171 230L170 235H167L168 237L166 238V241H165L164 245L162 246L163 248H159L156 246V248H159V251L157 254L156 253L154 254V252H155V251L153 252L154 245H152V241L147 238V235H149V234H148V231ZM20 229H22V228H20ZM99 229H101L100 232L98 231ZM1 230H3V229H1ZM48 230L52 231V233L48 232ZM216 230L219 231V229H216ZM97 231L99 233H97ZM62 232H63V234H61ZM2 233H3V231H2ZM226 233H227V235H226ZM4 236H5V234H4ZM6 236H7V234H6ZM0 237H2L1 234H0ZM3 239H6V238H3ZM64 242H66V241H64ZM153 243H155V242H153ZM104 244H102V245H104ZM8 254H11V252H9ZM13 259H15V257ZM16 262H17V260H16ZM226 264H227V262H226Z\"/></svg>",
	"mask_w": 264,
	"mask_h": 264
}]
</instances>
